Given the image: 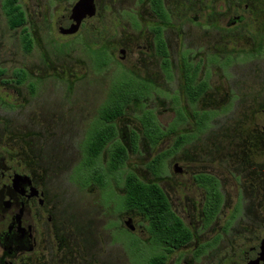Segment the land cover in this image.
I'll use <instances>...</instances> for the list:
<instances>
[{
    "label": "rangeland",
    "instance_id": "obj_1",
    "mask_svg": "<svg viewBox=\"0 0 264 264\" xmlns=\"http://www.w3.org/2000/svg\"><path fill=\"white\" fill-rule=\"evenodd\" d=\"M78 1L19 0L27 23L11 30L0 0V157L21 169L24 156L26 168L35 169L62 224L61 258L146 264L157 252L146 217L123 207L124 180L106 176L109 147L97 168L107 186L89 183V171H82L101 108L128 80L150 93L115 123V141L129 156L123 175L158 183L193 233L167 264H243V252L264 241V0H164L168 22L155 15L151 0H95V15L77 34L63 36L56 22ZM238 17L243 22L229 28ZM154 26L164 28L171 77L156 55ZM184 59L197 68V82L208 83L196 103L184 91ZM18 72L26 74L22 84ZM203 112L211 116L201 127ZM151 116L157 135L144 125ZM179 137L186 142L153 172L150 163ZM200 175L214 176L223 195L210 225Z\"/></svg>",
    "mask_w": 264,
    "mask_h": 264
},
{
    "label": "trees",
    "instance_id": "obj_2",
    "mask_svg": "<svg viewBox=\"0 0 264 264\" xmlns=\"http://www.w3.org/2000/svg\"><path fill=\"white\" fill-rule=\"evenodd\" d=\"M151 8L155 15L163 22L169 21L163 0H151ZM2 10L7 18L11 30L24 28L27 23L26 14L19 4V0H3ZM156 55L162 61V69L168 77H171L172 63L170 52L164 38L162 26L152 29ZM26 52L32 50V39L24 30L23 37ZM184 91L191 103H196L208 89V83L197 82V68L189 61H183ZM5 72L0 70V76ZM16 83L22 84L26 81V74L18 72ZM148 86L135 87L133 82L125 81L115 85L108 96L107 101L101 108L99 116V127L91 136L86 146V155L82 163L84 172L90 173V182H97L105 187L108 182L105 176L100 175L99 162L104 150L109 147V159L106 164V176L116 180L123 179L125 195L123 196V207L126 211H137L143 214L149 221V231L152 236V244L157 252L151 256L146 264H167L169 257L176 251L181 250L193 240V233L185 224L184 220L172 209L168 197L156 182H144L133 172L123 175V171L129 159L127 148L115 141L117 138L116 121L124 116L128 107L136 100H144L149 95ZM210 114L203 112L200 115L201 127L210 119ZM144 125L151 135H157L159 128L155 119L146 117ZM187 138L179 137L171 151L161 153L153 159L149 168L156 174L160 173L164 161L172 153L178 151ZM198 185L205 192L203 204V217L207 225H210L218 216L222 204L223 195L220 190L219 181L212 175H200L196 178Z\"/></svg>",
    "mask_w": 264,
    "mask_h": 264
},
{
    "label": "flooded vegetation",
    "instance_id": "obj_3",
    "mask_svg": "<svg viewBox=\"0 0 264 264\" xmlns=\"http://www.w3.org/2000/svg\"><path fill=\"white\" fill-rule=\"evenodd\" d=\"M242 22L243 18H233L228 26ZM0 158V264H71V260L61 258L65 248L59 244L58 231L62 224H58L55 206L35 169L26 168L24 156L21 169L13 159Z\"/></svg>",
    "mask_w": 264,
    "mask_h": 264
},
{
    "label": "water",
    "instance_id": "obj_4",
    "mask_svg": "<svg viewBox=\"0 0 264 264\" xmlns=\"http://www.w3.org/2000/svg\"><path fill=\"white\" fill-rule=\"evenodd\" d=\"M95 13V0H80L70 12L57 20L56 29L63 36L75 35L80 31L83 23L93 17ZM174 170L176 173L180 172L178 167H175ZM125 223L130 230H134L130 219H126ZM240 261L243 264H264V241L258 247L244 251L240 256Z\"/></svg>",
    "mask_w": 264,
    "mask_h": 264
}]
</instances>
